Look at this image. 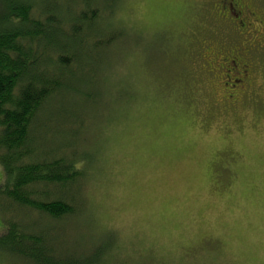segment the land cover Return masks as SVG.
I'll return each mask as SVG.
<instances>
[{"label": "rangeland", "instance_id": "obj_1", "mask_svg": "<svg viewBox=\"0 0 264 264\" xmlns=\"http://www.w3.org/2000/svg\"><path fill=\"white\" fill-rule=\"evenodd\" d=\"M112 25L65 148L85 208L41 224L50 245L73 264L109 236L96 264H264V0H123Z\"/></svg>", "mask_w": 264, "mask_h": 264}, {"label": "trees", "instance_id": "obj_2", "mask_svg": "<svg viewBox=\"0 0 264 264\" xmlns=\"http://www.w3.org/2000/svg\"><path fill=\"white\" fill-rule=\"evenodd\" d=\"M122 1L0 0V256L74 262L72 251L50 245L51 227L41 224L56 227L85 208L78 186L86 166L65 148L82 138L80 108L96 96L98 53L122 35L112 25ZM68 96L75 98L60 106ZM100 243L80 264L106 262L114 239Z\"/></svg>", "mask_w": 264, "mask_h": 264}, {"label": "flooded vegetation", "instance_id": "obj_3", "mask_svg": "<svg viewBox=\"0 0 264 264\" xmlns=\"http://www.w3.org/2000/svg\"><path fill=\"white\" fill-rule=\"evenodd\" d=\"M225 3H226V2H225ZM224 7H226V6H224ZM226 8H228V7H226ZM228 11H229V14H230V15H232V16H236L237 19L240 18V16L238 15L239 12H238L237 8L234 9L233 6H231L230 8H228ZM223 15H224V11H223Z\"/></svg>", "mask_w": 264, "mask_h": 264}]
</instances>
